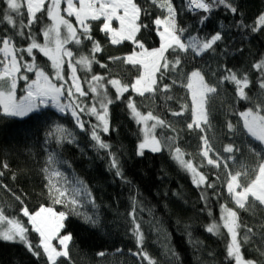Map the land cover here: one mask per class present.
<instances>
[{
	"label": "trees",
	"instance_id": "trees-1",
	"mask_svg": "<svg viewBox=\"0 0 264 264\" xmlns=\"http://www.w3.org/2000/svg\"><path fill=\"white\" fill-rule=\"evenodd\" d=\"M136 2L149 13L147 16L142 13L144 23H151L156 16L166 14L153 5L151 0ZM172 3L176 9L177 26L185 29L182 39L189 35L208 38L221 28L222 39L212 50L201 55H195L191 50L187 53L166 54L171 62L179 55L182 63L180 71L166 72L162 78L158 74L159 88L150 93L161 105L162 113L145 105L142 96L131 90L124 93L120 100H116L115 89L107 84V79H118L122 84L130 85L141 69L109 59L125 57L136 46L130 41L112 45L109 37L99 31L102 21L91 22L93 38L102 47V51L95 54V60L99 63H92L90 70L77 65L76 74L85 91H88V81L92 75L106 77L103 83L113 103L109 107L110 132L101 135L111 145L110 151L117 155L123 178L116 177L115 170L109 167L108 150H97L93 146L90 128L96 120L88 112L81 114L86 122L85 128L89 130L87 133L81 132L70 114L60 113L51 105L24 118L10 117L0 112V172L4 173L0 176V209L4 210L5 215L19 219L27 226L28 218L20 212L22 207L27 206L29 212H34L41 205H53L45 187V169L55 166L84 181L96 198L99 224L92 226L81 217H70L66 221V230H62V234H73V241L69 245L70 260L60 258L58 264H148L147 260L133 255L140 251L147 253L157 264H228L226 246L229 237L222 226V206L237 210L242 225L252 228L249 243L242 247L245 258L264 264V256L261 255L264 251L260 247L264 244V207L256 204L242 210L225 202L216 174L197 155L182 146L184 139H194L201 143L199 130L190 131L187 126L182 128L170 121L172 118H179L183 125L191 122V100L184 86L185 74L200 69L206 82L217 87V93L213 94L207 105L209 123L204 126L212 151L227 160V172H248L247 177L241 176V183L254 178L252 170L258 168L259 163L264 160V145L246 133L239 113L253 107L252 101L264 100V89L258 87L259 73L253 68V64L264 58V26H257L259 16L264 14V0H226V3L237 9L236 14L224 5H214L210 13H204L202 10L189 11L187 0H172ZM61 7L63 14L64 5ZM5 8L6 4L0 0V17ZM206 15L209 18L201 24L202 17ZM21 18L26 22V15L14 17L17 21L15 29L0 19V36H13L18 48L30 43L26 38L27 29L24 36L16 35ZM65 18L76 25L74 17ZM50 23L44 15L32 26V34L39 43L44 42L42 31ZM238 24L245 27H238ZM253 28L257 30L253 31ZM137 37L148 49L155 48L160 43L159 35L154 30L142 28ZM66 47L73 52L74 63L81 56L91 58V42L84 41L79 45L70 42ZM34 55L36 64L53 78V82L61 83L54 79L55 72L51 62L38 50H34ZM24 57L30 59L26 53ZM100 64H107V67L102 68ZM227 69L236 72L241 79L247 74L251 84L245 91L252 101L239 99L234 84L220 82L222 76L228 74ZM62 74L65 79L69 78L67 62L63 65ZM27 75L30 79L35 78L33 73ZM165 84L171 85L167 92L162 91ZM24 88L25 82L19 80L17 97L23 95ZM129 97L142 114L151 112L153 116L165 121V125H170L155 129V135L161 141L175 137L174 141L163 145L161 152L145 150L143 156L137 155V146L143 137V126L137 124L127 108ZM64 98L69 101L66 94ZM77 99L81 107H91L93 103L91 93ZM185 105L188 107L184 109L183 115H172L173 112H180ZM229 122L234 126L232 130L227 128ZM152 123L149 121V126ZM55 124L71 133L75 142L61 140L54 130ZM227 146H232L234 151L225 152ZM176 147L181 149L186 161L190 160L199 172L208 177L209 182L215 183L214 189L207 188L206 185L197 187L192 182L191 174L173 158ZM49 156L53 158L52 162L49 161ZM4 163L8 165L7 168L2 167ZM134 206L137 222L141 224V231L144 233L142 248L137 247L132 233L133 224L129 213ZM53 207L62 210L58 205ZM93 211L89 209V214ZM212 223L220 226L219 234L206 231ZM28 235L34 246L39 243L38 234L30 226ZM240 235L241 238L244 235L243 227ZM99 252L105 254L99 256ZM45 261L43 255L37 259L20 243L0 240V264H45Z\"/></svg>",
	"mask_w": 264,
	"mask_h": 264
},
{
	"label": "snow or ice",
	"instance_id": "snow-or-ice-1",
	"mask_svg": "<svg viewBox=\"0 0 264 264\" xmlns=\"http://www.w3.org/2000/svg\"><path fill=\"white\" fill-rule=\"evenodd\" d=\"M3 2L6 4V8L3 10L4 14L0 19L6 21L14 29L17 27V21L14 17L26 15V22L24 18L20 19L19 31L16 35L24 36L25 29H27L26 38L30 40V43L26 47L18 48L13 36L6 34L0 36V112L6 116L24 118L40 112L42 108L51 104L60 113L70 114L75 120V125L81 132L85 133L89 130L85 128L86 122L81 118V114L88 112L96 120V123L92 124L90 128V139L94 142L93 146L97 150H108L109 167L115 170L114 175L118 178H123L118 157L110 151L111 145L105 142L101 135L110 132L109 107L113 103L103 83L106 77L98 74L92 75L88 81V91H85L76 74L77 65L90 70L92 63H99L95 60V54L101 52L102 47L100 42L93 38L91 22L102 21L99 25V31L109 37L112 45L130 41L136 46L125 57H109L110 60L122 61L141 69L140 74L130 85L122 84L118 79H107V84L115 89L116 100H120L124 93L129 92V90L140 96H144L145 93H153L159 88L158 74L162 78L166 72L180 71L182 63L180 56L176 55L174 62H171L166 54L187 53L191 50L195 55H201L212 50L213 46L222 39V28L208 38L189 35L182 39L185 29L177 26V14L172 0H162L159 3L157 0H151L153 5L166 13L163 16H156L151 23L142 21V13L145 16L149 13L136 0H3ZM62 4L64 5L63 14ZM187 5L191 12L202 10L204 13H210L214 5H224L233 14L237 12V9L226 3V0H211V2L187 0ZM22 9H25V12H22ZM44 15L51 23L43 29L44 42L39 43L33 36L31 29ZM66 16L74 17L76 25L70 19L65 18ZM208 18L207 15L202 17L200 23L203 24ZM114 21H118V27H113ZM237 26L245 27L243 24ZM257 26H264V14L259 16ZM142 28L154 30L159 35V47L151 50L145 47V44L137 37ZM256 30L257 28H253V31ZM84 41L91 42V58L81 56L74 63V54L66 46L70 42L79 45ZM34 50H38L51 62L55 72L54 79L61 81V83H54L53 78L36 64ZM25 53L30 59H25ZM65 62H67L70 71L68 79H65L62 74ZM100 67L106 68L107 64H100ZM253 68L259 73L258 87L264 89V58L253 64ZM27 73H33L35 78L30 79ZM227 73L222 76L220 82L228 81L234 84L239 99L252 101V98L245 91L251 84L247 74L241 79L231 69H227ZM185 76L187 83L184 86L191 93V122L187 124V129L190 131L199 130L201 133L199 137L201 155L206 159L207 164L216 168L223 164V167L227 169V160L219 154L216 155V159L210 157L209 153L213 149L205 134L204 127L209 123L207 105L213 94L217 93V87L206 82L200 69H194ZM19 80L25 82V94L17 98ZM175 82L173 81V83ZM170 87L171 85L165 84L162 91L167 92ZM89 93L92 94L93 99L91 107H81L77 98L88 96ZM65 94L69 98L68 103L62 102L61 98ZM252 103L253 107H248L239 113L243 121V129L254 140L264 144V100L252 101ZM187 107V105L183 106L180 112H173L172 115H183L184 109ZM127 108L137 124L143 126V137L137 146V155L143 156L145 150L152 153L161 152L164 144L168 141H174L175 137H168L165 141L156 137L155 129L158 126L170 127V125H165V121L153 116L151 112L146 115L142 114L131 97L128 98ZM149 121L153 122L150 126ZM233 127L231 122L227 124L229 130H232ZM56 131L60 133L61 140H67L69 143L75 142L71 133H67L66 129L61 126L58 125ZM224 151L232 153L234 149L232 146H227ZM257 155L260 154L257 153ZM173 158L191 174L192 182L197 187L206 185L207 188H215L214 182H209L208 177L199 172L190 160L186 161L183 158V153L179 147L174 149ZM49 161H53L51 156H49ZM2 167L7 168L8 165L5 163ZM45 171L48 172L45 185L47 195L53 205H62L66 210L57 212L52 206L41 205L37 211L30 213L27 206H24L20 212L28 218L26 226L19 219L9 218L4 214V210L0 209V240L22 244L37 259L43 255L46 258L45 264H58L60 258L70 260L69 245L73 241V234L71 232L62 234V230H66V221L70 217L76 216L81 217L89 225L97 226L100 220L99 206L96 204L92 190L78 177L69 179L65 173L55 169L51 171L45 169ZM252 172L254 178L248 180L247 183H241V176L247 177L248 172L237 171L235 174L230 170L227 172L226 191L237 209L246 210L256 204L264 207V160ZM3 174L0 172V176ZM21 203L23 202L21 201ZM222 207L224 208L221 216L222 226L226 229L229 237L226 246V261L228 264H257L256 260L246 259L242 252L243 244L250 241L249 234L252 232V228L242 225L237 210L227 206ZM89 208L94 210L92 214L87 211ZM135 212L134 206L132 212L129 213L133 224L132 233L135 236L137 247L142 248L144 233L141 231V224L137 222ZM29 226L39 236V243L35 246L29 239ZM242 227L244 228V235L241 238L240 230ZM206 231L219 234L220 226L212 223L206 228ZM53 241H56L57 244H54ZM104 254V252L97 253L99 256ZM133 255H138L143 260H147L148 264H157V261L142 251L133 253ZM261 255L264 256V252Z\"/></svg>",
	"mask_w": 264,
	"mask_h": 264
},
{
	"label": "rangeland",
	"instance_id": "rangeland-1",
	"mask_svg": "<svg viewBox=\"0 0 264 264\" xmlns=\"http://www.w3.org/2000/svg\"><path fill=\"white\" fill-rule=\"evenodd\" d=\"M118 26H119L118 21H114V22H113V27H118ZM159 44H160V43H159ZM157 47H159V45H158ZM157 47H155V48H157ZM149 50H151V49H149ZM69 76H70V75H69ZM186 83H187V80H186ZM188 92H189L190 100H191V93H190L189 90H188ZM24 94H25V93H23V95H24ZM23 95H22V96H23ZM17 98H19V97H17ZM61 99H62V102H64V103H68V102H69L67 98L62 97ZM142 99H143L145 105H147V106H149V107H152V108H153L156 112H158V113H162V107H161V105L158 104V102H157V101L151 96L150 93H145V95L142 96ZM50 105H51V104H50ZM170 121H171L174 125L180 126V127H182V128H185V127L187 126V125H183V124H182V121H181L179 118H172V119H170ZM241 122H242V124H243L242 119H241ZM57 126H58V124H55V126H54V130H55V131H56ZM59 126H61V125H59ZM61 127H62V126H61ZM62 128H63V127H62ZM64 129H65V128H64ZM56 133H57V135H60V133H58L57 131H56ZM67 133H68V132H67ZM69 139H70V138H69ZM263 145H264V144H263ZM182 146H183V148H184L185 150L189 151L190 153H193V154L197 155V156L200 158V160L204 163V165H205L208 169H210L212 172H214V173L216 174V176L219 178V181H220L221 194H222V197H223L224 201L227 202L228 204H231L233 207L237 208V206L234 204L232 198L229 196V194H228L227 191H226L227 170L223 167V164H222L221 167H219V168H216V167H213V166H211V165H208L206 159L203 158L202 155H201V143L196 142L194 139H184V141H183V145H182ZM209 155H210L211 158L216 159V154H215L213 151H211V152L209 153ZM4 164H5V163H4ZM53 169H55V170H59V171L65 173V175H67V176L69 177V179H71V178L73 177V176H71V175H68L64 170H62L61 168H59V167H57V166L52 167V168H50V169H48V170L51 171V170H53ZM46 175H47V177H48V172L46 173ZM43 206H45V205H43ZM50 206L53 207V205H50ZM58 206H60V207L62 208V210H57V209L54 208L55 211L59 212V211H65V210H66L65 207H63L62 205H58ZM45 207H48V206H45ZM228 208H230V207H228ZM38 209H39V208H38ZM38 209H37V210H38ZM89 209H91V208H89ZM89 209H87L88 212H89ZM37 210H36V211H37ZM82 211H83V209H82ZM34 212H35V211H34ZM34 212H30V213H34ZM223 212H224V208H222L221 216H222ZM221 221H222V220H221ZM222 223H223V222H222ZM53 243H54V244H57L56 241H53ZM260 247H261V249L264 251V244H261Z\"/></svg>",
	"mask_w": 264,
	"mask_h": 264
}]
</instances>
